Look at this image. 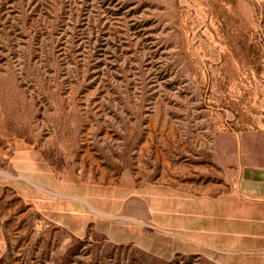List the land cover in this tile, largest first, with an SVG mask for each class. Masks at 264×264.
<instances>
[{
	"label": "rangeland",
	"instance_id": "obj_1",
	"mask_svg": "<svg viewBox=\"0 0 264 264\" xmlns=\"http://www.w3.org/2000/svg\"><path fill=\"white\" fill-rule=\"evenodd\" d=\"M259 131L264 0H0V264H264Z\"/></svg>",
	"mask_w": 264,
	"mask_h": 264
},
{
	"label": "crops",
	"instance_id": "obj_2",
	"mask_svg": "<svg viewBox=\"0 0 264 264\" xmlns=\"http://www.w3.org/2000/svg\"><path fill=\"white\" fill-rule=\"evenodd\" d=\"M240 147L243 152L239 171L240 189L264 208V131L250 133L247 138H241ZM246 148L249 153L244 155ZM259 218L264 222V216ZM1 247L0 232V249Z\"/></svg>",
	"mask_w": 264,
	"mask_h": 264
}]
</instances>
